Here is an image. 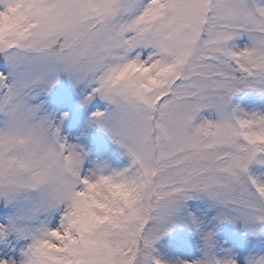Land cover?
I'll use <instances>...</instances> for the list:
<instances>
[{"label":"snow or ice","instance_id":"6c2138e0","mask_svg":"<svg viewBox=\"0 0 264 264\" xmlns=\"http://www.w3.org/2000/svg\"><path fill=\"white\" fill-rule=\"evenodd\" d=\"M250 92L264 0H0V264H238L222 225L264 239ZM177 229L198 256L159 253Z\"/></svg>","mask_w":264,"mask_h":264},{"label":"rangeland","instance_id":"374dc122","mask_svg":"<svg viewBox=\"0 0 264 264\" xmlns=\"http://www.w3.org/2000/svg\"><path fill=\"white\" fill-rule=\"evenodd\" d=\"M240 43H243V41ZM232 105L234 107L238 105L245 111L256 109L258 111L264 112V95L255 92H250L246 95H240L233 99ZM65 134L68 133L66 132ZM96 135L99 137H103V133H97ZM112 147L113 146L111 144H108L109 149H111ZM260 158L264 159V156ZM126 163V158L121 159L117 157L116 164H114V166L123 165ZM251 170L256 175L264 174V166L258 164H253ZM219 239L222 246L232 247L234 249V253L238 258V264H242V257L243 255H246L248 251L253 249L258 251L261 248H264V239H253L249 243H246L244 237V229L240 224H237L235 227L228 224L222 225ZM195 244L196 241L187 232L177 229L173 233L165 237L163 240H161L156 245V248L162 256L171 259L175 258L176 256H181L182 253L189 249L193 252L194 255L198 256L199 253L195 251Z\"/></svg>","mask_w":264,"mask_h":264}]
</instances>
